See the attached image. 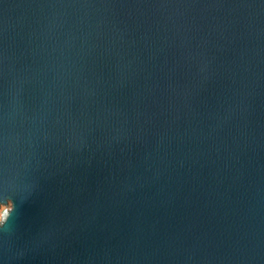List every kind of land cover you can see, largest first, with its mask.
<instances>
[{
  "label": "water",
  "instance_id": "1",
  "mask_svg": "<svg viewBox=\"0 0 264 264\" xmlns=\"http://www.w3.org/2000/svg\"><path fill=\"white\" fill-rule=\"evenodd\" d=\"M0 264H264V0H0Z\"/></svg>",
  "mask_w": 264,
  "mask_h": 264
},
{
  "label": "clouds",
  "instance_id": "2",
  "mask_svg": "<svg viewBox=\"0 0 264 264\" xmlns=\"http://www.w3.org/2000/svg\"><path fill=\"white\" fill-rule=\"evenodd\" d=\"M6 221V217L5 216H0V225H3Z\"/></svg>",
  "mask_w": 264,
  "mask_h": 264
},
{
  "label": "snow or ice",
  "instance_id": "3",
  "mask_svg": "<svg viewBox=\"0 0 264 264\" xmlns=\"http://www.w3.org/2000/svg\"><path fill=\"white\" fill-rule=\"evenodd\" d=\"M7 213L5 212V213H0V216H5Z\"/></svg>",
  "mask_w": 264,
  "mask_h": 264
}]
</instances>
